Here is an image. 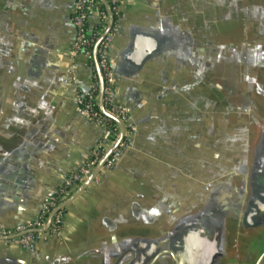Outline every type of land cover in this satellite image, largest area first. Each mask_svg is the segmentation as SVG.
Masks as SVG:
<instances>
[{
  "label": "crops",
  "instance_id": "0c3cea01",
  "mask_svg": "<svg viewBox=\"0 0 264 264\" xmlns=\"http://www.w3.org/2000/svg\"><path fill=\"white\" fill-rule=\"evenodd\" d=\"M74 3L0 0V147L27 133L45 139L42 196L103 133L79 111L78 86L93 70L72 47ZM116 23L118 63L136 34L161 46L116 82L136 124L130 143L97 181L69 190L60 236L43 235L34 253L0 239V264H116L120 246L144 253L142 264L159 250L170 264H255L264 227L241 217L264 136V0H129ZM39 205L0 227L34 218Z\"/></svg>",
  "mask_w": 264,
  "mask_h": 264
},
{
  "label": "built area",
  "instance_id": "2783aa9c",
  "mask_svg": "<svg viewBox=\"0 0 264 264\" xmlns=\"http://www.w3.org/2000/svg\"><path fill=\"white\" fill-rule=\"evenodd\" d=\"M111 7L113 15H119L122 4L129 0H106ZM102 0H75L72 21L75 26L73 50L78 51L87 47L84 51L89 59L93 70L91 83L87 86H78L77 101L80 113L87 119L98 123L102 129V137L92 147L90 153L73 170L66 173L62 182L53 188L45 197L38 214L31 219L18 222L14 226L0 227L1 236H11V240L19 242L31 252H36V241L43 235L49 233L60 236L64 226V209H57L51 221L48 223L50 213L63 201L69 190L77 183L83 182L93 171L95 166L104 154L116 143L120 135V125L117 119L124 124V136L114 147L112 153L106 160L104 168L112 167L121 156L125 147L130 143L131 136L136 129L132 118L131 108L127 103L117 96L116 82L117 73L115 67L116 59L110 53V44L114 33L118 28L117 23L112 25L110 31L101 40L97 50V62L95 60V44L102 33L107 29L110 21V12L102 7ZM105 4V3H104ZM106 5V4H105ZM99 13L96 36H88L86 24L90 23V16L95 12ZM97 64L101 70L103 86L104 112L99 104L100 80L97 71ZM95 68V69H94ZM98 106V108L96 107ZM97 177L95 181H97ZM47 225L46 230H42Z\"/></svg>",
  "mask_w": 264,
  "mask_h": 264
},
{
  "label": "water",
  "instance_id": "95a60500",
  "mask_svg": "<svg viewBox=\"0 0 264 264\" xmlns=\"http://www.w3.org/2000/svg\"><path fill=\"white\" fill-rule=\"evenodd\" d=\"M102 1H104L110 12V21L107 29L102 33L95 44L94 54L96 62L99 44L107 32L110 31L114 21V15L108 2L106 0ZM134 37L135 38L130 44V48L123 54V60L116 64L115 71L117 73V78H120V74H133L136 70L141 68L143 62L153 56L161 48L159 45V37L154 33H147V36H138L136 34ZM127 61L133 64L126 67L125 64ZM130 66L134 67L130 69ZM97 71L100 80L99 104L101 109L106 112L103 102L104 81L98 64ZM117 121L120 125V135L116 143L104 154L91 174L87 177L86 185L95 179V176L104 166L114 147L124 136V124L119 119H117ZM44 141L45 139L42 137L38 136L34 138L27 133L26 137H21L18 140H10L6 143V146L0 147V221H5L9 216H22L23 211L35 207L38 200H40V205L38 207L40 210L43 200L49 194L42 196L38 192L41 179L38 176L37 166L42 163L43 156L39 155L42 153L40 151L45 147L44 144L46 143H44ZM245 184L249 187L250 195L245 203L241 223L245 228L264 227V136L256 149ZM64 206L65 202L63 200L58 207L50 213L48 223L51 221L54 212ZM22 221L24 220L20 222ZM46 229L47 225L42 228V230ZM11 236L0 235V239H10ZM120 247L119 251H116V264H142L145 260L144 253H139L137 249L126 246ZM166 253L168 252H160V250L152 252L151 255L148 256L149 261L145 264H154V262L165 259ZM168 263L170 264L171 262H168L167 258L165 259V264ZM255 264H264V249L257 258Z\"/></svg>",
  "mask_w": 264,
  "mask_h": 264
},
{
  "label": "trees",
  "instance_id": "16d2710c",
  "mask_svg": "<svg viewBox=\"0 0 264 264\" xmlns=\"http://www.w3.org/2000/svg\"><path fill=\"white\" fill-rule=\"evenodd\" d=\"M102 7L104 9H106V5L103 3L102 4ZM120 15V14H119ZM119 15L115 14L114 15V21H113V25L116 24L117 20H118V17ZM97 27H99V25L97 23H94V24H90V23H87L86 24V31H87V35L88 36H96V30H97ZM87 47H82L80 50L81 51H85ZM95 69V68H94ZM98 108V106H96Z\"/></svg>",
  "mask_w": 264,
  "mask_h": 264
}]
</instances>
